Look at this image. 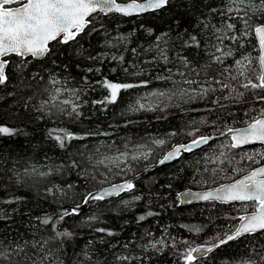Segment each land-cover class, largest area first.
Instances as JSON below:
<instances>
[{
	"label": "trees",
	"instance_id": "obj_1",
	"mask_svg": "<svg viewBox=\"0 0 264 264\" xmlns=\"http://www.w3.org/2000/svg\"><path fill=\"white\" fill-rule=\"evenodd\" d=\"M183 12V9L172 12L165 10L140 16L125 17L113 14L102 18L96 23L98 31L91 36L81 35L78 43L56 46L54 53L43 63L33 60L25 70L29 75L23 80V84H31V89L22 88L19 74H14V65L18 58H11L13 66L7 69L10 83L7 87H0V124L20 129L21 132L14 137L0 136V201L16 197L20 199L12 204L0 202V241H3L4 246L24 245L27 241L26 251L31 254L32 241H41L55 235L51 224L41 223L45 216H51L58 221L64 206L81 202L89 190L134 175L139 176L134 181L133 190L116 198L92 201L85 211L65 216L63 221H58V230L66 229L72 233V237L64 239L62 246L60 241L49 242L47 248L53 249L55 257L63 260L64 264H78L84 261L83 252L87 251L91 259L84 261V264H184L180 254L185 248L213 242L218 235L222 236L231 230L232 223L236 221L231 217H238L244 212L240 203H177L179 191L186 187H196L191 184L205 172L204 169L217 166L206 162L200 154L206 147H212L214 150L209 152V156L218 155L221 150V138L210 142L211 146L183 152L172 162L147 172L142 171L157 162L172 144L193 139L194 137L187 133L195 128L200 129L197 135H213L218 134L217 127L224 129L226 124L245 125L248 119L245 111L253 106H262L257 105L251 95L241 99L233 93L228 99H220L217 104H213L211 101L221 95L217 92L210 94L205 100L197 99L184 103L177 99L166 102L169 107L163 111H131L130 105H135L139 96L163 87L160 82L152 79L147 88L122 91L115 104L105 106L91 103L108 95L105 89L95 83L97 80L107 77L112 81L135 83L154 77L153 66L140 63L146 57L134 56L131 49L149 47L155 42L156 36L168 31L170 25L175 39L173 16L181 19V29H191L194 16L185 17ZM149 29L152 30L151 35ZM121 35L125 37L122 43L115 39ZM111 44L117 46L112 47ZM170 47L179 49L178 44ZM104 53H107L109 59H88L90 55ZM120 54L125 56L123 66L110 59L112 55ZM191 54L188 53L190 56ZM170 55L175 56V52ZM53 60L56 61L55 64L52 63ZM132 64H139L145 69L144 73L139 76L125 74L123 67H128L129 72L137 71L131 67ZM65 65L68 66L67 69ZM88 67L100 69V72L89 73L85 71ZM41 68H44L43 72H40ZM113 68H118V71L113 72ZM36 72L44 76L43 83H40L39 76L31 79L30 74ZM49 72L63 78L71 76L69 87H88L85 92H81L82 100L87 103L81 109L83 116L80 119H60L55 123L48 117L43 120L36 119L40 115L35 111L41 100L39 93L45 87H52L47 84ZM85 76L89 82L87 86L83 79ZM30 95L33 100L29 109L25 110L23 104ZM223 95L228 96V93ZM221 105L224 106L222 110ZM209 108L213 111H207ZM212 122H215V125ZM54 127L67 128L76 134L98 135L83 141L73 140L65 149H60L55 141L47 136L48 130ZM171 133L177 134L170 135ZM155 139H163L166 143L156 147L152 143ZM126 144L129 145V153L135 145H145L153 151L146 160L142 157L136 161L127 158L123 172L112 165L110 178L101 175L105 170L103 166L93 168L86 163L90 154L93 159L103 155L112 156L117 150L125 151ZM97 148L100 149L99 153L96 152ZM73 159L81 165L79 169L67 167ZM61 164L66 167L46 179L24 178V183H16L15 173L19 172L23 177L25 168L35 165L41 170H47L46 166ZM84 171H87L89 178H83ZM91 176L96 179H91ZM53 185L63 191H56L54 188V196L47 194L45 189ZM68 185L72 187L69 188ZM209 186L213 185L200 187ZM252 209L249 207L248 212ZM149 212L152 215H148ZM140 216L145 219L141 221ZM99 228L111 231L113 235L96 231ZM153 244H156V247H152ZM262 246L264 234L245 235L220 246L203 258L196 259L193 264H238L242 257L258 260L257 253L264 255ZM118 256L130 259L118 261Z\"/></svg>",
	"mask_w": 264,
	"mask_h": 264
},
{
	"label": "snow or ice",
	"instance_id": "obj_2",
	"mask_svg": "<svg viewBox=\"0 0 264 264\" xmlns=\"http://www.w3.org/2000/svg\"><path fill=\"white\" fill-rule=\"evenodd\" d=\"M180 9L184 10L183 16L189 18L194 16V25L191 29H181V19L173 16L175 39H173V28L170 25L168 31L156 36L155 42L149 47L140 50L131 49L134 56L146 57L140 63L153 66L154 77L141 79L135 83L112 81L107 77L97 80L95 83L105 89L108 95L101 100H93L91 103L105 106L115 104L122 91L147 88L152 79L160 82L163 87L140 97L135 105H130L131 111H155L157 109L163 111L169 107V103L166 102L177 99L184 103L194 102L197 99L205 100L210 94L217 92L221 95L211 101L213 104H217L220 99H228L233 93L241 99L251 95L255 103L262 106H253L245 111V116L248 117L245 127L226 124L224 129L216 128L218 136L197 135L200 129L195 128L194 131L187 133L194 137L189 144L174 145L159 160V164L163 165L179 158L183 152H192L203 145L211 146L210 142L223 137L226 143L220 145L222 150L219 154L215 156L206 154L204 159L208 163L217 165L216 168L211 169L213 174L217 171H231L239 174L244 169L232 164V161L236 159V152L232 150L257 143L264 148V0H0V87H7L10 83L7 69L13 66L12 57L18 58L14 65V74H19L18 78L22 81V88L31 89V84H23V80L29 75L25 71L27 66L33 60L43 63L54 53V48L58 45L78 43L81 35L91 36L92 33L98 31L96 23L102 18L113 14L131 17ZM148 31L151 35L152 30ZM115 39L122 43L125 37L121 35ZM176 44L179 45L178 50L170 47ZM111 46L116 47L117 45L111 44ZM173 51L175 56L170 55ZM189 52L192 53L191 56L188 55ZM88 59L103 61L109 57L107 53H104L97 56L90 55ZM110 59L119 66H123L125 62L123 54L112 55ZM52 63L55 64L56 61L53 60ZM131 67L136 68L137 71L129 72L128 67H123L124 73L139 76L145 71L139 64H132ZM67 68L68 66L65 65V69ZM43 71L44 68H41L40 72ZM85 71L99 73L100 69L88 67ZM112 71L116 72L118 68H113ZM40 72L31 73V79L39 76L40 83H43L44 76L40 75ZM48 76L47 84L52 87H45L39 93L41 100L35 111L40 115L36 119L43 120L48 117L54 123L60 119L70 121L80 119L83 116L81 109L87 103L81 99L83 87H69L71 76L63 81L57 79L51 72ZM83 79L87 86L88 78L85 76ZM225 92L228 96L223 95ZM32 100L33 96L27 97L23 104L25 110L29 109ZM142 100L150 102L146 104L142 103ZM223 107V105L220 106L221 110ZM207 111H213V109L209 108ZM212 123L215 125V122ZM20 132V129L0 124V136L14 137ZM176 134L171 133L170 135ZM93 135H98V133L76 134L63 127L50 128L47 132L48 138L55 141L60 149H65L73 140L83 141ZM152 143L156 147H161L166 141L155 139ZM145 147V145H135L130 155L129 145L126 144L125 151L117 150L118 154L115 156L103 155L93 159L90 154L86 163L93 168L103 166L111 172L110 164L120 168L127 158L133 161L141 157L148 159L153 149L149 147L147 151H144ZM223 149H228V152ZM96 152L99 153L100 149L97 148ZM80 155L83 156V153ZM240 161L257 166L232 183L220 184L201 193L187 191L180 194L185 200L196 198L228 204L239 202L245 212L238 217H231L239 221L238 225L234 231L225 233L223 236L218 235L216 242L209 241L207 246L185 248L180 254L184 264H193V261L197 259L194 253L204 255L242 236L264 234V150L244 153L237 163ZM226 162L229 168L220 167ZM46 167L47 170H41L35 165L25 168L23 177L16 172V183H24V178L46 179L66 166L61 164ZM67 167L79 169L81 165L73 159ZM128 170L130 171L131 168L129 167ZM120 171L123 172L124 169L120 168ZM204 171L210 170L205 168ZM101 175L107 178L106 173H101ZM83 178H89L87 171L83 172ZM91 179H96V177L91 176ZM204 183L207 184L208 181L204 180ZM68 187L71 188L72 185ZM134 187L135 185L127 180L121 184H113L111 190L97 194L88 193L84 197V203H88L89 200L100 201L105 197L131 191ZM54 188L56 191H63L56 185L46 188L45 191L54 196ZM19 199L16 197L0 202L12 204ZM135 199L138 200L140 197H135ZM79 207L80 205H77L71 211L62 210L58 221H63L65 216L77 213ZM249 207L254 209L250 213L248 212ZM148 215L152 213L149 212ZM139 219L142 221L145 217L140 216ZM58 221L51 216H45L41 220L44 225L51 224L55 235L41 241H32L31 254L26 251L27 241L24 245L16 244L14 247H6L3 241H0V264H64L63 260L54 256L53 249L47 248L50 241H60L62 246L64 239L72 237V233L68 230H58ZM96 231L113 235L111 231L103 228L96 229ZM152 247H156V244ZM257 255L258 260L242 257L238 264H258V262L264 264V255L259 253ZM83 257L84 261L91 259L87 251L83 252ZM116 259L125 261L130 258L118 256ZM84 261L78 264H84Z\"/></svg>",
	"mask_w": 264,
	"mask_h": 264
},
{
	"label": "rangeland",
	"instance_id": "obj_3",
	"mask_svg": "<svg viewBox=\"0 0 264 264\" xmlns=\"http://www.w3.org/2000/svg\"><path fill=\"white\" fill-rule=\"evenodd\" d=\"M249 50H250V46H249ZM53 75H54L57 79H60V80H62V81L65 79V78H63L62 76H59V75L56 74V73H53ZM87 88H88V87H83V92H85ZM81 95H82V93H81ZM142 96H144V95L139 96V97L135 100V103H136V101H137L140 97H142ZM81 99H82V96H81ZM141 102L147 104V103H149L150 101H148V100H142ZM235 127H236V126H235ZM221 140H222L223 143L220 142L219 146H220L221 144L226 143V141H225L224 138H221ZM172 145H173V144H172ZM172 145H171V146H172ZM171 146H170V147H171ZM170 147H169V148H170ZM133 149H134V148H133ZM133 149H132V150H133ZM147 149H148V148L145 147L143 150H144V151H147ZM218 149H219V148H218ZM132 150H130V151H131V153H129L130 155L132 154ZM212 150H214V148H212V147H209V148L206 147V148H205V151H204L203 153H201L200 156L203 158V157H205L206 154L209 155V152L212 153ZM221 150H222V149H221ZM221 150H220V151H221ZM254 150H264V148H261V145H254V146L243 147V148H241V149H236V150H234V152H236V159L232 161V164L235 165V166L238 167V168H243L244 171L240 172L239 174L232 173L231 171H217L215 174H213V173L211 172V169L217 167V166H213V167L208 168L210 171L202 173V174L198 177V179L196 180V182L194 181V183L191 184V185H193V186H196V187H192V188H201L200 186H202V185H207V184H210V185H215V184H216V185H217V184H220V183L228 182V181H231V180L237 178L238 176H240V175L246 173L247 171H250L253 167H255V166H257V165H255V164H251V163H245L244 161H240L239 163H237V161H239L240 156L243 155L244 153H253ZM165 151H166V150H165ZM224 151L228 152V149H224ZM117 154H118V152L112 154V156H115V155H117ZM213 154H214V153H213ZM229 154H231V152H229ZM162 155H163V154H162ZM195 155H196V157H197V154H196V153H195ZM200 156H199V157H200ZM126 161H127V159L125 160V163H126ZM125 163L121 164V165H120V168H124V166L126 165ZM109 166L112 167L111 164H110ZM220 167L229 168L230 166H229L228 163L226 162L224 165H221ZM120 168H119V169H120ZM104 172L106 173L107 178H110L111 172H108V170H107L106 168H105ZM104 172H103V173H104ZM103 177L105 178L104 175H103ZM204 180H207L208 183L205 184V183H204ZM104 183H107V182H104ZM211 183H215V184H211ZM101 185H102V184H101ZM177 198H178V197H177ZM178 200H179V198L177 199V203H178ZM234 204H238V203H234ZM234 204H229V205H234ZM252 210H254V209H252ZM252 210H250V211H252ZM242 213H245V212H242ZM237 221H238V220H236V221H234V222L232 223V228H231V230L228 231V232H231V231L236 227ZM229 227H230V226H229ZM228 232H227V233H228ZM224 234H225V233H224ZM224 234H223V235H224ZM223 235H222V236H223ZM215 241H216V240H215ZM215 241H213V242H215Z\"/></svg>",
	"mask_w": 264,
	"mask_h": 264
},
{
	"label": "water",
	"instance_id": "obj_4",
	"mask_svg": "<svg viewBox=\"0 0 264 264\" xmlns=\"http://www.w3.org/2000/svg\"><path fill=\"white\" fill-rule=\"evenodd\" d=\"M121 16H122V15H121ZM134 16H135V15H134ZM245 126H246V124H245V125L236 126V127H245ZM234 127H235V126H234ZM208 135H210V134H208ZM213 136H218V134H215V135H213ZM220 138H222V137H220ZM218 139H219V138H218ZM191 140H192V139H191ZM191 140H188V141H186V142H179V143H177V144H175V145L189 144V143L191 142ZM254 145H260V144L257 143V144L247 145V146H244V147H250V146H254ZM173 146H174V145H173ZM173 146H172V147H173ZM204 146H206V145H203V146H201V147H199V148H196V149H194L193 151H197V150L203 148ZM172 147H170L168 150H166V151L163 153V155L159 158V160L162 159L163 156H164L168 151H170ZM186 153H187V152H186ZM176 159H178V158H176ZM176 159H174V160H176ZM159 160H158L157 163H154V164H152L151 166L145 168L142 172H147V171H150V170H152V169H154V168H156V167H159V166L161 165V164H159ZM174 160H172V161H174ZM172 161H169V162H172ZM166 163H168V162H166ZM255 167H256V166H255ZM244 174H246V173H244ZM244 174L238 176L237 178H235V179H233V180H231V181L224 182V183H220V184H228V183H232L234 180L241 178ZM138 176H139V175H134V176H131V177H128V178H125V179H120V180H117V181H114V182H110V183H107V184H104V185H101V186L95 187V188L89 190V191L85 194L84 197H86V196L88 195V193H90V192L93 193V194H97V193H101V192H103V191H105V190H111V186H112L113 184H121V183H123V182L126 181V180H127V181H131V182L134 184V181L138 178ZM220 184H217V185L215 184V185H213V186L203 187V188H192V187H186V188L182 189L181 191H179L178 194H177V197L179 198V200H178V204H179V205H191V204H204V203H209V202L218 203V204H228V203H222V202H219V201H204V200H199V199H196V198H188L187 200H185V199H184L183 197H181V195H180V194L185 193V192H187V191H191L192 193H201V192L206 191V190H208V189L215 188V187L219 186ZM125 192H127V191H125ZM125 192H121V193H119L118 195H112V196H109V197H105V199H103V200H108V199H110V198H116V197H118V196L124 194ZM92 201H95V200H89L88 203H84V198H83L81 202H79V203H77V204H75V205H65L63 209H67V208H68L69 210H71V209H73V208H76L77 205H80V207H79V209H78V212L75 213V214H78V213H81V212L85 211V210L88 208L89 204H90ZM235 203H239V202H235ZM231 204H234V203H231ZM252 211H253V210H252ZM250 212H251V211H249V213H250ZM243 214H245V213H241V214H239L238 216L243 215ZM238 223H239V221H237L236 226L238 225ZM234 230H235V228H234L232 231H234ZM215 242H216V241H215ZM230 242H232V241H230ZM230 242H229V243H230ZM213 243H214V242H213ZM202 245L207 246V244H198V245H196V246H194V247L202 246ZM216 249H217V248H216ZM214 250H215V249H214ZM214 250H213V251H214ZM213 251H212V252H213ZM210 253H211V252L206 253V254H204V255H200V254H195V253H194V255L197 257V259H200V258H203V257L207 256V255L210 254Z\"/></svg>",
	"mask_w": 264,
	"mask_h": 264
},
{
	"label": "bare ground",
	"instance_id": "obj_5",
	"mask_svg": "<svg viewBox=\"0 0 264 264\" xmlns=\"http://www.w3.org/2000/svg\"><path fill=\"white\" fill-rule=\"evenodd\" d=\"M213 135H215V134H213ZM178 143H179V142H178ZM176 144H177V143H176ZM174 145H175V144H174ZM157 162H158V161H157ZM157 162H155V163H157ZM152 164H154V163H152ZM152 164H151V165H152ZM151 165H149V166H151ZM149 166H148V167H149Z\"/></svg>",
	"mask_w": 264,
	"mask_h": 264
}]
</instances>
